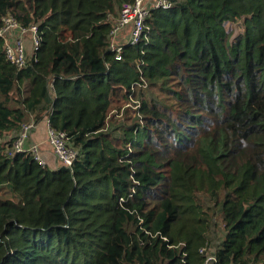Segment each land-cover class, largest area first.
I'll use <instances>...</instances> for the list:
<instances>
[{"label":"trees","instance_id":"obj_1","mask_svg":"<svg viewBox=\"0 0 264 264\" xmlns=\"http://www.w3.org/2000/svg\"><path fill=\"white\" fill-rule=\"evenodd\" d=\"M130 1L0 0L41 38L22 69L0 38V264H203L217 224L215 264H264V0H171L116 60ZM28 113L71 165L11 154Z\"/></svg>","mask_w":264,"mask_h":264},{"label":"built area","instance_id":"obj_2","mask_svg":"<svg viewBox=\"0 0 264 264\" xmlns=\"http://www.w3.org/2000/svg\"><path fill=\"white\" fill-rule=\"evenodd\" d=\"M171 6V0H131L124 3L117 14L111 16L112 26L108 34L107 49L114 59H122L126 46L137 44L142 38L147 39L145 20L152 10L168 9ZM0 38L3 41L5 59L17 69L26 67L30 58L36 60V53L40 47L41 38L37 23L34 21L28 26H23L14 16L7 13L2 17ZM137 67L139 68V65ZM142 85L145 86V84ZM132 101L136 102L133 99ZM46 120L47 141L53 155L60 164L71 165L75 159L76 151L68 145L65 133L50 127L48 119ZM36 124L34 115L21 123L20 127L10 138L12 139L11 154L28 152L42 166H45L46 162L39 153L38 143L31 140V133L35 130ZM208 249L209 247L206 246L200 248V252L204 256L203 264H215L214 251L208 252ZM184 255L185 253L183 252ZM183 260L184 258H182Z\"/></svg>","mask_w":264,"mask_h":264},{"label":"rangeland","instance_id":"obj_3","mask_svg":"<svg viewBox=\"0 0 264 264\" xmlns=\"http://www.w3.org/2000/svg\"><path fill=\"white\" fill-rule=\"evenodd\" d=\"M227 27L228 28H232V29H234V33L235 32H240L241 31V27L238 25V24H230V23H227ZM29 44H31L30 42H29ZM30 49V48H29ZM31 51V50H30ZM16 96H18V94L16 95ZM134 103L133 102H131L129 105H128V107L127 108H125L122 112H121V114L119 113V114H117L116 115V117L117 118H115V117H113L112 118V124H115L113 127H115V129H116V133L117 134H119L120 132H121V128L119 127V126H117V122L118 123H120V122H124V123H126V124H129V122H130V119L132 118V116H134V105H133ZM114 112H117L116 110L114 111ZM32 115H34V114H32V113H28V115H27V120L32 116ZM44 116H46V115H43V117H42V119L41 120H43V118H44ZM26 120V121H27ZM39 122V121H38ZM37 122V123H38ZM37 125V124H36ZM14 132L15 131H13L12 133H10L6 138L9 140L11 137H12V135L14 134ZM45 139V140H44ZM43 142H44V144H45V146L47 147V154H49L50 156H53L52 155V151H50L51 149H50V145H49V143H48V141H47V135H44L43 136ZM39 153L41 154V156H42V153H41V150H40V146H39ZM43 157V156H42ZM58 162V161H57ZM60 162H58V164H59ZM46 166V165H45ZM221 229H222V226H220V224H217V226H214V227H212L211 228V230H210V233H209V235H208V241H209V243H207V247H209V249H208V252H213L214 251V245H216L219 241H220V236H222V232H221ZM112 256H113V253H112ZM112 256H111V258H112Z\"/></svg>","mask_w":264,"mask_h":264},{"label":"crops","instance_id":"obj_4","mask_svg":"<svg viewBox=\"0 0 264 264\" xmlns=\"http://www.w3.org/2000/svg\"><path fill=\"white\" fill-rule=\"evenodd\" d=\"M46 119L47 116H44L43 120H40L37 123L35 130L31 133V140L38 143V145L40 146L42 156L46 160L47 166L50 168H55L57 165H59L57 159L55 158L53 153H52L53 156L47 154V147L43 142V136L46 135V128H47Z\"/></svg>","mask_w":264,"mask_h":264},{"label":"clouds","instance_id":"obj_5","mask_svg":"<svg viewBox=\"0 0 264 264\" xmlns=\"http://www.w3.org/2000/svg\"><path fill=\"white\" fill-rule=\"evenodd\" d=\"M52 151V150H51ZM53 153V152H52ZM44 159V158H43ZM45 160V159H44ZM45 162H46V160H45ZM60 164V163H59ZM46 166H47V164H46Z\"/></svg>","mask_w":264,"mask_h":264}]
</instances>
